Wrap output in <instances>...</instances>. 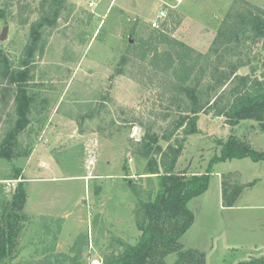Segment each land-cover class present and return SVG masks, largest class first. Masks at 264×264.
Wrapping results in <instances>:
<instances>
[{"label": "rangeland", "instance_id": "1", "mask_svg": "<svg viewBox=\"0 0 264 264\" xmlns=\"http://www.w3.org/2000/svg\"><path fill=\"white\" fill-rule=\"evenodd\" d=\"M40 1L0 0V35L7 28L0 52L20 70L15 85L0 77V228L7 229L11 249H4L3 264H101L137 243L134 214L149 221L139 202H150L158 188V178L144 173L153 162L161 171L163 137L181 139L174 127L192 115L186 109L192 102L184 95L173 99L169 86L176 83L177 63L166 72H143L128 47V41L137 47L147 38L152 22L160 29L166 19L169 39L203 56L191 78L204 110L174 171L186 179L208 175V186L188 204L194 220L179 239L180 251H193L204 264L264 256V162L212 163L221 154L219 142L230 137L264 152V118L230 127L218 115L240 84L237 77L264 73V37L238 43L222 22L240 14L264 17V0H99L93 8L88 0H65L56 24L38 28ZM162 10L163 21L157 19ZM177 50L158 46L173 56ZM227 74L231 80L213 89ZM19 86L30 101L29 118L9 142L19 122ZM4 149H11V161ZM46 157L55 167L51 173L42 163ZM20 184L30 201L12 214L9 230L1 221L2 207L11 204ZM236 189L238 198L227 206L222 192ZM178 257L171 253L162 261L175 264Z\"/></svg>", "mask_w": 264, "mask_h": 264}, {"label": "trees", "instance_id": "2", "mask_svg": "<svg viewBox=\"0 0 264 264\" xmlns=\"http://www.w3.org/2000/svg\"><path fill=\"white\" fill-rule=\"evenodd\" d=\"M64 4L65 0H41L37 8L38 13L41 14L36 23L37 27H53ZM178 24L179 21H176L175 26ZM168 26L170 24L167 23L166 19L160 29H152L147 38L139 39L137 47L130 44V41H128V47L136 51L133 56L140 63L139 68L143 72L148 67L155 71L166 72L172 68L174 62L177 63L178 67L174 69L176 83H169V86L174 87L175 95L173 99L177 100L184 95L187 96L190 103L192 102V107L186 105V109L189 110L187 113L192 115L181 117V120L174 127V130L181 131V139L176 138L172 141L169 134L163 137L167 147L161 152V171H159L156 162H153L149 164L147 171L144 173L147 178H152V176L158 178V188L150 202H139V211L142 210L149 221L143 222L138 211L134 214L135 223L140 232L137 243L133 246L124 245L123 253L111 254L101 264H164L162 258L171 253L179 254L175 264H204L202 257L193 251L188 250L181 253L179 239L189 229L194 220L193 212L189 209L188 204L207 189L208 175L192 176L186 179L185 176H181V173L174 171L186 139L197 133L198 114L204 110L198 101V90L195 85L197 80L191 78L203 56L200 53L193 55L184 44L169 39L166 33ZM164 28L165 30H163ZM222 29L230 38L236 37L238 43L249 39L256 41L264 37V17L240 14L234 16L232 20L223 21ZM248 34H250V37H248ZM37 36L39 35L37 34ZM37 39L32 43L33 48L36 47ZM164 43L178 49L174 52V56L173 52H158V46ZM125 62H127V58H124L123 64ZM236 70V68L230 70L231 75L234 77ZM19 73L20 70L15 71L12 69L7 59L0 52V77L15 85L16 78L14 76ZM237 78H239L240 84L233 88L231 100L227 101L226 105L221 108L222 110L218 111V115L225 116L230 127H234L240 120L244 119L262 121L264 118V73L260 78L251 79L246 75ZM223 80L225 81L222 82ZM230 80L227 74L218 81L213 89H216L221 83L224 85L225 82ZM17 90L16 104L19 122L16 129L12 131L9 142L21 132L29 118L30 101L24 95L22 87L17 88ZM216 99L217 97L214 100ZM219 144H221V154L214 157L212 163L244 158H249L253 162H264V152L254 150L249 143L241 139L236 140L230 137L225 143L219 142ZM3 152V156L11 161V149L9 151L4 149ZM17 171L20 172L19 169ZM238 190L236 189L231 195L222 192L227 206L234 204L240 194ZM25 199V189L20 184L13 195L11 204L2 207L1 221L9 223V230H11V226L15 221L12 214L22 209ZM6 233L7 229L1 227L0 264H3V258L6 256L4 249L9 246ZM13 234L15 238L16 234ZM14 243H16L15 239L12 241V244ZM8 250H11L10 247ZM241 264H264V257L253 258Z\"/></svg>", "mask_w": 264, "mask_h": 264}, {"label": "built area", "instance_id": "3", "mask_svg": "<svg viewBox=\"0 0 264 264\" xmlns=\"http://www.w3.org/2000/svg\"><path fill=\"white\" fill-rule=\"evenodd\" d=\"M98 1L99 0H88L87 5L89 8H93V7H95V5L97 4ZM166 16H167L166 13L164 12V10H162V11L158 12L157 19L163 21V20H165ZM151 26L153 27V29L159 27L157 21L152 22ZM6 184H7V186H11V185L14 186V183L11 184V183L7 182Z\"/></svg>", "mask_w": 264, "mask_h": 264}, {"label": "crops", "instance_id": "4", "mask_svg": "<svg viewBox=\"0 0 264 264\" xmlns=\"http://www.w3.org/2000/svg\"><path fill=\"white\" fill-rule=\"evenodd\" d=\"M46 159H47V160L44 159V161L42 160V163L48 166V168H47V172L51 173V172L54 171L55 167L53 166L54 168H52V166H51V161L49 160V157H46ZM43 164L40 165L41 167H40L39 172H42L43 170H45V169H44L45 167H44ZM22 173H23V175H25V171H23ZM26 182H28V180H27ZM26 182H25V183H26ZM26 200H27V201H28V200L30 201V199H29V195H28L27 191H26ZM261 257H264V256H261Z\"/></svg>", "mask_w": 264, "mask_h": 264}, {"label": "water", "instance_id": "5", "mask_svg": "<svg viewBox=\"0 0 264 264\" xmlns=\"http://www.w3.org/2000/svg\"><path fill=\"white\" fill-rule=\"evenodd\" d=\"M7 28H4L1 35H0V40H3L6 36Z\"/></svg>", "mask_w": 264, "mask_h": 264}]
</instances>
